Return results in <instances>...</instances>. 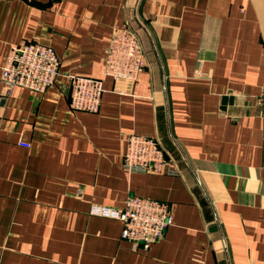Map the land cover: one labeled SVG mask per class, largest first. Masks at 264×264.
Listing matches in <instances>:
<instances>
[{
	"label": "crops",
	"instance_id": "crops-1",
	"mask_svg": "<svg viewBox=\"0 0 264 264\" xmlns=\"http://www.w3.org/2000/svg\"><path fill=\"white\" fill-rule=\"evenodd\" d=\"M128 23L147 66L104 75ZM38 41L60 58L45 93L0 107V264H264V39L250 0H0L1 69ZM254 56V57H253ZM67 76L103 79L99 111H75ZM154 138L164 173H129V135ZM130 196L173 225L144 249L91 215Z\"/></svg>",
	"mask_w": 264,
	"mask_h": 264
},
{
	"label": "built area",
	"instance_id": "built-area-1",
	"mask_svg": "<svg viewBox=\"0 0 264 264\" xmlns=\"http://www.w3.org/2000/svg\"><path fill=\"white\" fill-rule=\"evenodd\" d=\"M147 60L139 38L128 23L116 30L111 38L105 61L104 75L116 81H136L145 70ZM60 58L51 46L38 41L12 47L6 64L1 69L2 91L0 107L17 87L35 93H45L60 75ZM71 88V106L75 111L96 113L104 93L103 79L67 76ZM169 162L159 143L141 135H129L124 154V168L129 173H164ZM91 215L123 222L122 238L136 248L149 249L160 241L173 225V215L166 203L130 196L125 208L95 205Z\"/></svg>",
	"mask_w": 264,
	"mask_h": 264
},
{
	"label": "water",
	"instance_id": "water-1",
	"mask_svg": "<svg viewBox=\"0 0 264 264\" xmlns=\"http://www.w3.org/2000/svg\"><path fill=\"white\" fill-rule=\"evenodd\" d=\"M264 39V0H250Z\"/></svg>",
	"mask_w": 264,
	"mask_h": 264
},
{
	"label": "rangeland",
	"instance_id": "rangeland-1",
	"mask_svg": "<svg viewBox=\"0 0 264 264\" xmlns=\"http://www.w3.org/2000/svg\"><path fill=\"white\" fill-rule=\"evenodd\" d=\"M254 57V56H253Z\"/></svg>",
	"mask_w": 264,
	"mask_h": 264
}]
</instances>
